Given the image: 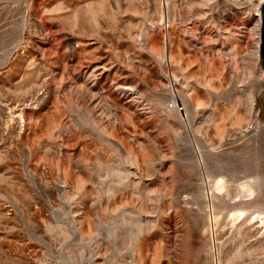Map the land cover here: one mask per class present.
<instances>
[{"label":"rangeland","instance_id":"rangeland-1","mask_svg":"<svg viewBox=\"0 0 264 264\" xmlns=\"http://www.w3.org/2000/svg\"><path fill=\"white\" fill-rule=\"evenodd\" d=\"M256 2L0 0V264H264Z\"/></svg>","mask_w":264,"mask_h":264},{"label":"bare ground","instance_id":"bare-ground-1","mask_svg":"<svg viewBox=\"0 0 264 264\" xmlns=\"http://www.w3.org/2000/svg\"><path fill=\"white\" fill-rule=\"evenodd\" d=\"M256 4H257V19H256V27L258 28V42L255 46V49H254V54L256 56L257 59L260 58V20H261V14H260V4L264 1V0H256ZM41 34V33H39ZM168 54V53H167ZM166 55V54H165ZM164 55V56H165ZM120 90V89H119ZM123 91V90H122ZM130 93L132 94H135V91L133 88L130 90ZM124 93V92H123ZM138 93V92H136ZM127 95V94H126ZM137 95V94H136ZM135 96V95H134ZM137 97V96H136ZM135 97V98H136ZM134 98V97H133ZM31 99V98H30ZM18 105V104H17ZM22 105V104H21ZM27 105V104H26ZM176 105L177 103H173L172 106L176 109ZM247 105L249 107V109H251L254 105V98H253V95H251L249 98H248V101H247ZM16 107V106H15ZM14 111V110H13ZM12 111V112H13ZM19 114H16L15 117H19L20 116V112H18ZM12 115V114H11ZM11 119V118H10ZM260 118H258V120L256 121L255 123V127H254V135L255 134H258L259 136L262 135L264 136V122L259 120ZM12 121V120H11ZM14 122V121H13ZM256 137H258L256 135ZM259 138V137H258ZM196 151L197 152H201V148L199 146H196ZM195 151V152H196ZM198 155V154H197ZM200 158V157H199ZM198 158V159H199ZM207 178V177H206ZM208 181V180H207ZM206 181V182H207ZM208 183V182H207ZM240 186H241V191H243V196L245 195H253L254 193V189H253V185H251V183H248L246 181L240 183ZM224 189V183H223V178L221 177H217L214 179V181L211 183L210 186H207V189L205 190V195L207 196V198L209 199L210 196L214 193V192H219V191H222ZM246 192V193H245ZM209 202V201H208ZM263 203V202H262ZM243 214V210H236L234 212H232V216H235V217H239L240 215ZM39 215V214H38ZM258 216H260L261 220L264 221V206H262V209H260L258 211ZM215 218V216H214ZM234 218V217H233ZM209 220H213V216H209ZM210 228V227H209ZM206 230V229H205Z\"/></svg>","mask_w":264,"mask_h":264},{"label":"water","instance_id":"water-1","mask_svg":"<svg viewBox=\"0 0 264 264\" xmlns=\"http://www.w3.org/2000/svg\"><path fill=\"white\" fill-rule=\"evenodd\" d=\"M260 62L264 70V1L260 4Z\"/></svg>","mask_w":264,"mask_h":264},{"label":"built area","instance_id":"built-area-1","mask_svg":"<svg viewBox=\"0 0 264 264\" xmlns=\"http://www.w3.org/2000/svg\"><path fill=\"white\" fill-rule=\"evenodd\" d=\"M176 109H179L180 111L183 110L182 106H178V104L176 105Z\"/></svg>","mask_w":264,"mask_h":264}]
</instances>
